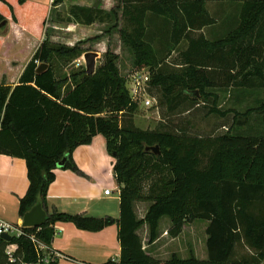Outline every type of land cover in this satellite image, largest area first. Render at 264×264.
<instances>
[{"label":"trees","instance_id":"16d2710c","mask_svg":"<svg viewBox=\"0 0 264 264\" xmlns=\"http://www.w3.org/2000/svg\"><path fill=\"white\" fill-rule=\"evenodd\" d=\"M63 1L53 0V4ZM207 1L122 0V18L132 29L121 30V41L132 53L135 71L150 69L149 87L159 90V103L170 110L184 96L194 100L190 92L195 90L208 98L212 93L207 88L217 85L255 87L258 78L264 86V0H237L242 2L238 25L214 40L204 33L194 34L215 23ZM0 4L7 11H0V22L9 19L38 38L44 32L18 82L14 86L0 83V153L27 163L30 185L20 200L21 219L37 203L47 212L41 227L21 226L24 234L11 241L0 237V264L37 262L39 251L29 236L51 247L58 221L91 231L115 222L109 216L48 210L47 193L58 163L66 158L62 168L78 170L72 158L75 148L97 134L105 136L108 153H116L113 169L120 190L116 222L121 252L118 259L104 264H160L145 250L138 230L146 224L148 244H152L164 217L170 219L167 234L171 238L179 237L188 223L208 221L206 260L173 257L164 264L264 263V132L194 135L185 129L143 130L131 119L123 123V114L131 115L137 102L116 63L118 55L108 51L103 66L93 75L84 71L82 80L63 93L54 59H77L84 51L79 52L78 45L63 48L49 41L45 32L48 5L31 0H0ZM14 39L16 45L22 42L19 36ZM155 39L171 47L158 52ZM182 42L187 43L180 52L182 69L165 70L163 63ZM19 47L11 56L22 63L29 51L22 44ZM41 63L49 67L39 74ZM211 112L228 114L216 106ZM252 112L264 119V99L246 115ZM154 146H159V154L147 150ZM137 202L150 203L144 218L137 216ZM13 243L17 245L14 263L7 253Z\"/></svg>","mask_w":264,"mask_h":264},{"label":"rangeland","instance_id":"374dc122","mask_svg":"<svg viewBox=\"0 0 264 264\" xmlns=\"http://www.w3.org/2000/svg\"><path fill=\"white\" fill-rule=\"evenodd\" d=\"M45 1L51 4L49 22L46 24V35L49 41L54 46L63 48L78 45V51H84L77 59L71 56H56L54 59L56 78L60 83L61 91L64 93L66 90L72 89L77 82L82 80L84 71L87 75L84 54L88 51L99 53V57L96 59V70L104 65L108 51L118 55L116 63L121 74L126 77V84L130 90V77L136 71L132 53L123 45L120 38L123 28L132 29L122 18V0H90V5L93 6L81 5L79 4L80 0H77V3H72L73 0H64L60 4H53V0L51 2H49L50 0ZM82 7L94 10L85 11L82 10ZM241 7L242 2L237 0H208L206 8L214 17L215 23L203 29V32L196 31L194 34L204 33L211 40L225 37L230 30L238 25ZM91 20L98 21L99 27L88 35L80 33L74 28L69 29L70 23L78 26L77 23L90 24ZM262 37L264 39V34ZM153 45L158 52L159 50L162 51L164 47H171L160 39H155ZM186 47L187 43L182 42L173 48L162 65L165 70L177 71L182 69L180 52ZM226 52L228 53L229 49ZM230 59L232 58L228 55V60ZM148 71L152 75L150 69H145V72ZM215 76L218 77L216 74ZM256 83L255 87L233 84L209 87L207 91L212 94L208 98L201 95L195 97L190 94L191 98H195L192 100L184 96L180 99V104H177L173 110L168 109L167 104L161 105L159 103L160 92L157 88L149 87L145 98L152 99L154 97L155 100H152L150 106L144 103V99L136 101L137 108L135 111L131 115L123 114L126 115L123 123H127L126 121L131 119L136 127L143 130L185 129L194 135L226 132L263 133L264 119L261 114L252 112L246 115L249 108H254L264 99V86H261V81L258 78H256ZM214 106L221 111H228V114L222 116L211 112ZM149 205V202L135 203V211L139 219L144 218ZM168 225H170V219L164 217L160 222L159 237L152 244H148V226L145 224L138 230L145 250L158 259L160 264H164L173 257L182 260L192 257L197 260L207 259L206 241L208 236L206 229L208 221L195 220L186 224L182 234L177 238H171L167 234Z\"/></svg>","mask_w":264,"mask_h":264},{"label":"crops","instance_id":"0c3cea01","mask_svg":"<svg viewBox=\"0 0 264 264\" xmlns=\"http://www.w3.org/2000/svg\"><path fill=\"white\" fill-rule=\"evenodd\" d=\"M31 1L48 5V23L51 4L45 0ZM79 2L81 5L93 6L90 5V0ZM0 11L7 13L3 4H0ZM77 25L70 23L69 29L74 28L85 35L99 27L98 21ZM14 35L22 39L20 44L16 45ZM43 38L44 32L43 37L38 38L9 19L5 24L4 21L0 22V83L14 86L18 82ZM21 44L29 51V56L22 63L13 60L11 56L15 50H20ZM72 158L78 170L58 166L54 170L55 179L47 193L49 212L97 218L109 216L115 219V222L101 230L91 231L80 229L73 222L58 221L51 247L69 259L59 258L54 263L104 264L110 259H118L121 247L116 221L120 217V190L113 169L115 157L107 151L105 136L97 134L89 143L79 145L75 148ZM29 185L26 160L0 153V219L21 224L20 200L26 195ZM106 189H111V194H105ZM14 247L13 243L11 248Z\"/></svg>","mask_w":264,"mask_h":264},{"label":"built area","instance_id":"2783aa9c","mask_svg":"<svg viewBox=\"0 0 264 264\" xmlns=\"http://www.w3.org/2000/svg\"><path fill=\"white\" fill-rule=\"evenodd\" d=\"M131 87H130V95L133 101H138L140 99H144V103L147 106L152 104V100H155L154 97L145 98V95L148 93L149 84L151 81V75L145 70L136 71L131 77ZM105 194H111V189H106ZM39 229V228H38ZM4 233L9 235L19 237L24 234V231L21 228V225L13 224L11 222L5 221L0 219V236ZM30 239L33 243H35L37 250L39 251V259L37 262L32 263H23V264H49L50 262H55L59 258L69 259L68 256L55 251L51 247L47 246L45 243L40 241L35 235H30ZM12 245V244H11ZM11 245L8 247V255L9 259L12 263L16 261V256L14 255L13 251L16 248V244L14 248H11Z\"/></svg>","mask_w":264,"mask_h":264},{"label":"water","instance_id":"95a60500","mask_svg":"<svg viewBox=\"0 0 264 264\" xmlns=\"http://www.w3.org/2000/svg\"><path fill=\"white\" fill-rule=\"evenodd\" d=\"M99 57L98 52L94 51H88L84 54V60L86 64V70L88 74L93 75L96 72V59ZM49 65L47 63H41L37 68V73H43L48 69ZM191 95L198 97L199 91L195 90L193 92H190ZM152 150L155 154H159V146H154L147 148V150ZM116 153L113 154V157H115ZM66 161V158H64L62 161L58 163V167H62L64 165V162ZM47 219V212L43 209L42 203H37L34 205L22 218L21 226L23 227H41ZM1 238L11 241L12 236L4 233L0 236Z\"/></svg>","mask_w":264,"mask_h":264}]
</instances>
